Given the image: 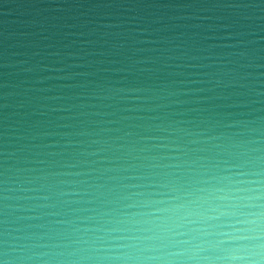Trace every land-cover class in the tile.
<instances>
[{
  "label": "water",
  "instance_id": "water-1",
  "mask_svg": "<svg viewBox=\"0 0 264 264\" xmlns=\"http://www.w3.org/2000/svg\"><path fill=\"white\" fill-rule=\"evenodd\" d=\"M0 264H264V0H0Z\"/></svg>",
  "mask_w": 264,
  "mask_h": 264
}]
</instances>
